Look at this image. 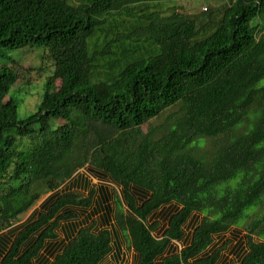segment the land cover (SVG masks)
<instances>
[{
	"label": "trees",
	"instance_id": "trees-1",
	"mask_svg": "<svg viewBox=\"0 0 264 264\" xmlns=\"http://www.w3.org/2000/svg\"><path fill=\"white\" fill-rule=\"evenodd\" d=\"M165 1L177 0H0V264H100L111 252L107 229H78L98 213L108 224L107 193L94 206L92 193H52L89 187L73 176L83 165L121 189L115 221L134 264H216L225 247L206 251L231 228L246 233L236 264H264V0H227L218 17L148 9ZM24 49L51 70L19 120L10 93L30 69L7 52ZM166 207L161 228L150 220Z\"/></svg>",
	"mask_w": 264,
	"mask_h": 264
},
{
	"label": "rangeland",
	"instance_id": "rangeland-1",
	"mask_svg": "<svg viewBox=\"0 0 264 264\" xmlns=\"http://www.w3.org/2000/svg\"><path fill=\"white\" fill-rule=\"evenodd\" d=\"M71 4L77 5L78 2L81 0H69ZM155 6L151 7V6ZM227 5V0H192V1H183L177 0L174 2H160L158 4H147L148 9L150 10H158L162 13L169 14L171 11L175 10L179 13L185 15H204L208 12H212L213 16H220L223 12L224 8ZM141 6V5H140ZM207 10V11H205ZM103 46V38L100 35H96L92 40H90V50H95L96 47L100 48ZM7 55L13 59L20 65V67L24 70H29L28 75L23 80L18 81L12 91L11 96L17 101V117L19 120L24 119L30 113L34 112L37 105L40 102L43 90H44V83L46 78L49 76L51 70V63L47 60H42V50L41 49H24L19 51H12L7 52ZM2 64L0 63V68ZM41 69V70H39ZM60 86V82H54L51 91H56ZM163 122V117L150 121L151 126L159 125ZM143 132L147 130V126L142 127ZM210 144L208 147L203 148L200 151L207 150L210 148ZM76 171L74 173V177L82 176L86 178L89 183V187L87 188H78V187H71L67 190L70 186V183L73 180H67L69 182L65 183L62 187H60L55 193L57 195H62L63 193L69 191L77 195H81L82 197H89V194L92 196V204L94 206V202L97 201L100 190H104L109 199L107 202L108 207L110 208V220L107 225L101 226L99 224V216L100 213L96 214L89 218L86 223H82L78 229L91 227L92 231L98 232L102 229H107L111 235V252L100 262V264H134L135 254L131 249L127 247L126 240L120 231L119 226L115 221V206L114 203V196L117 195L119 198V202L121 205V209L126 211V207L123 205L122 201V192L119 187H117L109 178L101 177L100 175H96L91 173L87 170V166H76ZM77 174V175H76ZM73 178V179H75ZM52 193H47L43 195L39 201L24 215L20 216L17 222L14 224L15 227L20 225H25L30 218L40 212L42 210V205L47 201ZM54 195V194H53ZM169 208L166 207L163 210L158 212L157 218L151 219L150 221H158V227L163 228L165 226V221H162L159 218V215L164 211L168 210ZM90 211V210H89ZM87 211V213L89 212ZM78 217L74 220V222L79 223L83 221L84 214L81 213L80 210H75ZM202 217L199 215H194L192 218L188 220V222L184 226V233L185 239L189 238L191 231L195 226H197ZM148 222L150 224L151 222ZM73 222V220H72ZM63 223L60 224V226ZM64 225V224H63ZM62 225V226H63ZM57 241L63 239L62 228L58 229L57 231ZM6 232H3L5 234ZM154 236H157L156 232L152 233ZM246 233L241 228H231L226 233L218 235L214 237L211 246L206 251L207 253L211 252L214 249H220L225 247L223 251L220 252V256L216 264H236L239 260L244 256L247 252V245H246ZM252 240L255 242L258 241L256 237H252ZM118 242L120 247L119 255H115L114 243ZM50 243V242H49ZM52 243V242H51ZM182 244H174L173 247H177V249L181 248ZM240 246V247H239ZM43 256H47L44 252ZM49 261L52 260L50 256H48Z\"/></svg>",
	"mask_w": 264,
	"mask_h": 264
}]
</instances>
